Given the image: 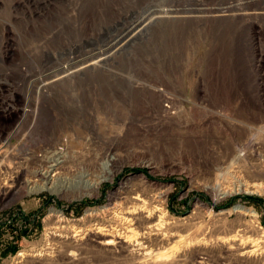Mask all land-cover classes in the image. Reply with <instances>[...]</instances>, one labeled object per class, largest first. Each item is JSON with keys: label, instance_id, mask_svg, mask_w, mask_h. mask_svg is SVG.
<instances>
[{"label": "rangeland", "instance_id": "obj_1", "mask_svg": "<svg viewBox=\"0 0 264 264\" xmlns=\"http://www.w3.org/2000/svg\"><path fill=\"white\" fill-rule=\"evenodd\" d=\"M1 15L8 24L0 25V116L17 120L26 110L20 123V151L33 162L34 150L43 145L53 156L66 137L65 161L59 164L62 174H56V181L62 183L68 176L75 187L86 171L101 181L82 198L46 188L35 191H43L39 194L23 193L18 200L20 228L6 229L0 222V264H260L255 257L241 256L236 232L243 227L245 243L256 237L252 222L259 220L264 227V193L236 192L240 186L236 184L250 180L251 173H246L264 165V60L239 59L244 73L234 77L240 73L237 62L230 68L236 74L228 71L232 49L202 39L190 45L193 60L185 59L188 52L180 56L184 49L180 44L166 62L152 53L161 50L159 45H146L149 31L135 42L139 48L128 45L115 60L89 64L81 73L83 85L72 76L57 83L45 79L46 73L36 74L45 70L41 48L28 41L21 23L14 22V13ZM258 22L264 27L263 16ZM6 25H14V32ZM7 36L13 39L14 59L6 70ZM258 37L264 38V29ZM258 43L264 49V39ZM192 71L197 76H190ZM9 110L13 115L5 114ZM34 162L28 173L34 172ZM259 173L264 177V171ZM126 185L162 200L167 221L174 226L170 234H179L168 235L171 244L166 249L184 240L181 249L167 253L150 239V254L144 256V251L132 254L91 246L78 252L59 242L60 234L69 236L75 228L114 225L108 210L113 196ZM221 192L226 196L217 199ZM52 205L63 208L66 218L43 221ZM237 205L244 211L233 210ZM199 240L206 245L198 246ZM190 242L195 244L188 247ZM228 243L237 251L230 252ZM249 246L250 242L246 249ZM161 253L167 259L161 260Z\"/></svg>", "mask_w": 264, "mask_h": 264}, {"label": "bare ground", "instance_id": "obj_2", "mask_svg": "<svg viewBox=\"0 0 264 264\" xmlns=\"http://www.w3.org/2000/svg\"><path fill=\"white\" fill-rule=\"evenodd\" d=\"M1 11L13 12L14 22L21 23L28 41L39 44L41 48L40 61L44 64L45 70L40 68L36 74L46 73L47 78L45 79L50 77L57 83L63 80L69 81V76H72L80 80L79 85H83L81 73H86L88 66H97L100 63L115 60L117 53L122 54L128 45L134 44L136 49L141 45L135 43L137 39L149 31L152 32L145 41L146 45L151 43L159 45L161 50L155 49L156 52L152 51V53L154 52L157 59L166 62L172 59V53L179 48L180 44L184 45V49L181 48L183 52L179 53L180 56L182 57L184 53L188 52L185 59L193 60L194 54L189 51L190 45L198 40L201 43L202 39L210 41L211 46L215 43L214 45L225 46L228 50L232 49L231 52L236 58L232 55L233 60H229L232 65L229 66L228 71L236 74V69L230 70V68H234L233 62H237V70L240 73L234 77L243 76L242 73H244L240 71V67H244V64L242 63L240 66L239 59L244 61L245 58H248L247 62L258 63H262L264 60V49L258 43L264 39L258 37V34L261 35L264 29L263 24L258 22V17H264V0H10L9 2L0 0V25H4L8 23L4 22ZM213 22L215 25H212ZM223 22H228V24L220 25ZM5 27L8 32H14V25ZM10 37L6 38L9 49L7 48L5 61L3 60L6 70L12 67L10 65L14 59L12 56L13 39ZM203 59L204 57H202ZM219 60L221 61V59ZM237 64L235 63V65ZM191 75L192 77L197 76L193 71L190 73ZM43 80L44 78L39 79L38 82L41 83ZM196 86L198 90H201L200 86ZM167 92L172 94L170 90ZM168 98L171 100L170 103H173L172 98L169 96ZM58 161L51 165L50 170L45 165V167L39 166L33 169L34 172L30 174L26 185L20 186V194L16 191L10 200L17 199L18 195L21 196L23 193H32L45 188L55 192L61 191L64 196L71 199L82 198L91 190L94 191V188H98L101 180L88 171L81 174L75 187L72 184L73 179L68 176L62 178V183L61 179L57 182L56 174H62L61 170L59 171V164L65 160ZM257 167L246 173L247 176L251 173L250 180L245 179L243 182L241 181L243 179H240L241 182L236 186L240 185L241 188L240 186L236 188V192L264 193V177L260 178L262 174L259 173L261 171L263 173L264 165L259 167V170ZM141 179L147 180L145 177ZM164 192L166 195V191ZM221 194L222 196L216 198L221 199L227 193L221 192ZM113 199V206L108 210V213L111 216L110 219L114 221V225L97 223L91 225L87 230H76L75 228L69 236L60 234L59 242L67 246L68 249L79 250L78 252H83L87 250L88 246H91L112 252L120 249L132 254L144 251V256L150 254L147 251V243L150 239L162 244V248L167 253L177 248L181 249L180 243L184 240H177L178 244L175 247L166 249L167 245L171 244L168 243L167 238L170 239L168 235L175 238L179 234L173 232L170 234L174 226H171V223L167 221V210L158 197L143 195L126 185L113 196ZM233 210L243 212L244 208L237 205ZM255 231L256 236L264 239V231H262L263 234ZM133 237L135 240L132 239ZM180 237L182 238V236ZM255 239L248 241L252 243ZM249 242L245 241L246 244ZM195 243L198 246L206 245L200 240ZM195 243L190 242L188 247ZM250 249L242 254L254 255L255 250ZM161 254L159 256H164L161 260L167 259L166 253ZM19 256L23 257V254ZM146 260L148 259L145 258L143 262ZM39 263L41 262H35V264Z\"/></svg>", "mask_w": 264, "mask_h": 264}, {"label": "built area", "instance_id": "obj_3", "mask_svg": "<svg viewBox=\"0 0 264 264\" xmlns=\"http://www.w3.org/2000/svg\"><path fill=\"white\" fill-rule=\"evenodd\" d=\"M10 106H12L10 104ZM12 108H14L12 106ZM25 111L20 115L19 119H10L9 115L0 116V222L4 223V228H11L12 226L16 227L18 230L20 228V204L18 200L20 199V195H18L17 199L10 200L14 197V193L17 191L20 194V186L26 185V181L29 179L30 174L28 173L31 167L29 164L33 163L34 166L32 169L36 167L48 166V169H51V165L58 160H63L65 158V149L66 143L64 137L63 140L59 143L60 145L57 147V153L51 156V149H47L48 147H44L41 145L40 147L34 150V161L31 162L30 159L25 156L24 152L20 151V123L24 119ZM5 114L13 115L9 110L8 113ZM3 118V119H2ZM45 165V166H44ZM47 169V171H48ZM43 191L32 192L26 195L31 194H39ZM45 218H66L65 211L63 208H58L52 205L49 208V213L44 217ZM253 230L263 231L264 227L262 226L259 220L252 222ZM238 237H237V245L238 249H243L247 251L246 246L249 244L244 243L245 234L242 232L243 227L237 229ZM245 230V229H244ZM263 234V232H262ZM257 238L254 242L251 243L252 247L255 250L254 255L246 256L241 253L242 257H255V259L260 262V264H264V239L258 238V236L253 237ZM229 248L230 252L237 251V248L233 247V245ZM250 249V250H253ZM206 255L204 253H200L199 258L201 261L205 260Z\"/></svg>", "mask_w": 264, "mask_h": 264}]
</instances>
